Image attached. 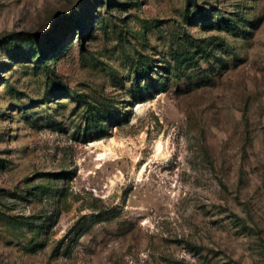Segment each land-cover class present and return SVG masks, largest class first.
<instances>
[{
  "label": "rangeland",
  "instance_id": "1",
  "mask_svg": "<svg viewBox=\"0 0 264 264\" xmlns=\"http://www.w3.org/2000/svg\"><path fill=\"white\" fill-rule=\"evenodd\" d=\"M0 264H264V0H0Z\"/></svg>",
  "mask_w": 264,
  "mask_h": 264
},
{
  "label": "trees",
  "instance_id": "2",
  "mask_svg": "<svg viewBox=\"0 0 264 264\" xmlns=\"http://www.w3.org/2000/svg\"><path fill=\"white\" fill-rule=\"evenodd\" d=\"M79 30H80L79 33H80V34H83V29H82V28H81V29L79 28Z\"/></svg>",
  "mask_w": 264,
  "mask_h": 264
}]
</instances>
